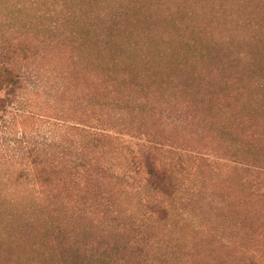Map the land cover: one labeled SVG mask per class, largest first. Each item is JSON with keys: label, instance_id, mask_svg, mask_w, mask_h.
<instances>
[{"label": "rangeland", "instance_id": "1", "mask_svg": "<svg viewBox=\"0 0 264 264\" xmlns=\"http://www.w3.org/2000/svg\"><path fill=\"white\" fill-rule=\"evenodd\" d=\"M0 54V264H264V0H0Z\"/></svg>", "mask_w": 264, "mask_h": 264}, {"label": "trees", "instance_id": "2", "mask_svg": "<svg viewBox=\"0 0 264 264\" xmlns=\"http://www.w3.org/2000/svg\"><path fill=\"white\" fill-rule=\"evenodd\" d=\"M82 10H83V12L86 11L84 9H82ZM104 10H103V13H100L98 11V13H100L99 17H102V18L106 17V14H104ZM80 12H81V10H80ZM70 16H74V18H75L77 16V14H70ZM91 16H95V15L91 14ZM96 16H98V15H96ZM96 16H95V18H96ZM79 17L82 18L81 15H79ZM74 23L79 25L80 20L74 19ZM102 23H103V21H101V24ZM70 32H71V34H74L72 29H70ZM103 61L104 60L102 58H93V62H91L89 64L90 66L88 67V69L92 72L91 77L88 76L86 71L84 72V74H86L89 78H92V79H97L98 76H101L104 74L109 75L110 77H112V79H110V81L112 83H114L115 79L117 81L120 80L121 78L118 77L120 72H117L116 69H114V68H115V66H117L121 63H117V62H115V60H109L105 63ZM11 62H12V60H11L10 54H6V55L0 54V63L1 64H4L6 66V65H10ZM6 69L8 70L9 75H11L14 72L11 70L10 67L8 68V66ZM14 75H15L14 77L17 76L16 72L14 73ZM65 78H67V76ZM67 83L70 85L71 91L68 90L69 87H67V86H65V87L60 86V87H57V90L55 93L57 95L60 94V96H61V94L64 92V88H65L67 90L65 95L72 93L74 96H78L77 97L78 102L80 101V103L83 104L86 109L91 110V108H92V110H93L97 107L100 109L103 108L102 105L94 104V103L90 102L89 99L86 98L88 96V93H90L88 89L74 88L73 86H71V82H67ZM78 91L81 92L80 95L77 94V93H79ZM85 92L87 93V95L84 96L83 94ZM115 100H117L119 102V99H115ZM32 116L33 115L31 114L29 117L34 119ZM96 121H97L96 119L91 118V121L88 122V120H87V122H85L83 120V118L76 116V117H73L71 124H72L73 130L76 132L77 135H79L80 137H83V138H88L91 141H97V140L101 141L104 139H112L113 137H115V136L112 137L111 135L108 134L107 131H110V130H108L107 127L103 126L102 124H98V122H96ZM112 129H111V131H113Z\"/></svg>", "mask_w": 264, "mask_h": 264}]
</instances>
